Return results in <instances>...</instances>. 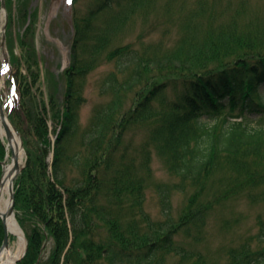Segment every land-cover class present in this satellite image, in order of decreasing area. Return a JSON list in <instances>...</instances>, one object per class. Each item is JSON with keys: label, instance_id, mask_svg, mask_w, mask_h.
Listing matches in <instances>:
<instances>
[{"label": "trees", "instance_id": "obj_1", "mask_svg": "<svg viewBox=\"0 0 264 264\" xmlns=\"http://www.w3.org/2000/svg\"><path fill=\"white\" fill-rule=\"evenodd\" d=\"M143 1L100 0L84 12L74 3L67 90L62 106L51 101V111L44 100L30 101L11 57L15 92L9 119L27 153L14 182L16 218L27 239L17 264H264V28L242 35L220 30L209 49L190 47L195 57L214 56L206 63L196 58L194 69L171 60L157 84L127 111L129 92L144 91L137 88L150 79L147 73L161 72L168 63L116 46L106 57L114 69L99 86V95L110 93L111 99L79 134V146L72 147L77 108L85 101L82 82L95 61L77 62V52L103 50L109 42L105 30ZM104 10H110L112 21L99 28ZM222 51L230 56L225 64L217 61ZM28 58L36 69L30 53ZM48 120L61 124L53 147ZM141 124L146 136L136 144L127 134ZM154 157L170 177L152 187L157 219L146 209ZM174 196L180 197L176 208ZM237 203L260 205L256 231L239 235L222 259H215L205 232L213 217L226 232Z\"/></svg>", "mask_w": 264, "mask_h": 264}, {"label": "rangeland", "instance_id": "obj_2", "mask_svg": "<svg viewBox=\"0 0 264 264\" xmlns=\"http://www.w3.org/2000/svg\"><path fill=\"white\" fill-rule=\"evenodd\" d=\"M99 1L75 0L74 3L79 11L84 12ZM6 5L9 38L3 48L0 46V101H5L8 105L11 96V85L8 81L9 67L3 62L6 54L16 59L17 73L20 72L24 78L32 103L44 100L50 111L51 101L62 106L68 83L66 70L70 66V51L74 37L72 4H68L67 0H7ZM111 18L110 10H104L97 19L100 25L98 27L105 26L106 22L109 24ZM4 22L5 17L0 14V45ZM263 28L264 0H144L143 3L135 5L118 24L113 25L110 30H105L109 42L103 50L93 51V54L77 52V62L78 60L81 62V59L82 62L89 59L95 61L92 62L94 66L90 68L82 82L81 97L85 101L77 108L79 127L76 138L72 141V147L79 146L81 142L79 134L91 125L93 114L100 111L103 105L107 106L111 99L110 93L99 95V86L108 72L114 69L115 65L108 63L106 57L116 46L128 47L145 54L144 57L155 56L162 63H168L161 72L152 70L147 73L146 77L150 79L143 80V87L137 88L139 90L144 88V91L137 94L135 91L129 92L124 101V109H126L124 111H127L157 84L159 76H163L172 66L171 62L180 59L183 67L194 69L197 67L194 65L198 64L196 58H201V63L203 61L206 63L214 56H206L203 60L201 55L195 57L197 54H194L190 47L199 46L201 52L209 49L210 43L215 40L220 30L232 29L242 35L245 34L246 29L255 31ZM29 53L30 59H34L37 63V70L33 68L32 60L31 63L26 61ZM224 53L223 51L219 53L221 59H217L223 64L230 60L227 59L230 56ZM28 64H31V70ZM136 75L144 76L145 73L137 71ZM76 83L79 84V80H76ZM229 115L235 114L231 112ZM147 118L149 115H145L144 119ZM221 118L222 115H219L217 120ZM47 126L48 139L53 147L61 131V124L48 120ZM146 131L142 124L135 125L130 129L127 137L131 136L138 144L145 139ZM0 147H2L1 155L3 150L2 160L6 162V149L1 137ZM52 158L53 155L51 156L50 153L48 159L52 161ZM25 159L24 152L21 166L25 164ZM2 172L3 166L0 167V179ZM152 172L153 176L146 190V209L151 218L157 219L160 215L152 187L156 182L168 181L170 177L160 158L154 157ZM179 200L180 197L177 196L172 198L174 208ZM234 209L236 213L229 214L234 222L226 232L219 230L216 217L210 220L205 232L209 255L215 259H222L225 247L234 245L239 235L256 231L255 217L262 211L260 205L237 203ZM16 241L17 238L12 236L9 248L15 250ZM51 244V241L47 244V254L50 252Z\"/></svg>", "mask_w": 264, "mask_h": 264}, {"label": "bare ground", "instance_id": "obj_3", "mask_svg": "<svg viewBox=\"0 0 264 264\" xmlns=\"http://www.w3.org/2000/svg\"><path fill=\"white\" fill-rule=\"evenodd\" d=\"M7 126H9L10 132V138L8 140L5 138L6 131L0 117V137L4 143L7 155V161L4 163L0 179V218L6 216L5 226L7 232L9 235L15 236L17 241L15 250L8 248L0 253V264H16L17 259L23 255L26 245L23 233L15 221V216L11 215L8 217L7 212L11 204V187L13 184L15 167L21 165L24 153L20 138L9 124H7Z\"/></svg>", "mask_w": 264, "mask_h": 264}, {"label": "water", "instance_id": "obj_4", "mask_svg": "<svg viewBox=\"0 0 264 264\" xmlns=\"http://www.w3.org/2000/svg\"><path fill=\"white\" fill-rule=\"evenodd\" d=\"M1 7L4 8L3 0H1ZM0 107H1V105H0ZM0 117H1V120L3 122V126L5 128V131H6V137H7V139H9L10 138V132H9V128L7 126V123H6L4 113L2 111L0 113ZM19 171H20V168L18 166H16L15 167V174L19 173ZM11 215H14V196H13L12 189H11V204H10V208L8 209L7 216L10 217ZM5 220H6V216L1 217L2 231H3V242H2V245L0 247V253L3 250L7 249L8 243H9V235H8V232H7V229L5 226Z\"/></svg>", "mask_w": 264, "mask_h": 264}, {"label": "snow or ice", "instance_id": "obj_5", "mask_svg": "<svg viewBox=\"0 0 264 264\" xmlns=\"http://www.w3.org/2000/svg\"><path fill=\"white\" fill-rule=\"evenodd\" d=\"M73 0H67L68 4H72Z\"/></svg>", "mask_w": 264, "mask_h": 264}]
</instances>
